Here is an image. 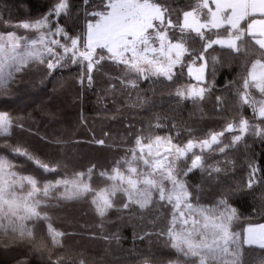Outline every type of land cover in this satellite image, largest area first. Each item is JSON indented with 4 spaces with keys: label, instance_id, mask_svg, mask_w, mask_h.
I'll return each instance as SVG.
<instances>
[{
    "label": "trees",
    "instance_id": "obj_1",
    "mask_svg": "<svg viewBox=\"0 0 264 264\" xmlns=\"http://www.w3.org/2000/svg\"><path fill=\"white\" fill-rule=\"evenodd\" d=\"M58 2L0 0V33L37 39L39 32L19 25L47 16L52 33L63 29L61 34L47 39L70 44L65 33L80 37L79 47L83 50L86 25L94 19L87 13L96 8L99 0H89L88 4L84 0H68L67 12L56 16L53 9ZM157 2L170 11L174 9L171 18L176 20L177 16L181 19L183 11L191 10L196 0ZM215 32L205 34L215 39ZM219 32L223 35L225 31ZM188 35L185 46L189 52L182 57L172 80L160 76L143 80L128 72L123 64L103 59L93 68L89 82L86 61L72 63L66 57L54 69L47 68L48 60L55 63L56 56L64 55L63 48L56 45H52L56 55L46 54L45 63L29 62L14 72V79L6 82L7 91L0 95V113L12 121L9 134L0 136V157L11 163L10 171L32 176L40 187L58 180L71 181L76 174L84 173L82 179L94 191L72 198L61 195L64 186L51 192L37 209L48 220L24 221L33 231L32 239L21 238L10 229L7 233L0 231V264H144L145 260L149 264H190L194 258L185 257L170 246L167 230L172 205L160 201L155 192L152 203L141 208L129 202L124 192L117 191L110 197L112 207L103 216L92 202L95 192L110 189L113 184L101 173L110 175L116 167L127 169L126 161L132 159L131 150L136 148L138 137L144 143L157 136L170 137L173 144L182 147L190 139H205L213 132H221L228 123H238L241 118L247 119L250 126L264 129V121L254 115L252 107L241 105L238 95L251 62L258 57V46L245 36L243 49L247 55L213 45L200 60L197 55L204 41ZM191 64L205 66V82L197 83L205 89L203 98L176 95L177 89L194 84L187 74ZM129 80H134L136 86L132 87ZM250 91L254 93L255 89ZM239 134L225 132L221 145H213L203 153L199 147L194 148L177 162L178 179L184 181L194 205L217 208L219 201L226 200L235 208L230 228L239 234L232 246L233 250L239 247V264H264V249L244 243L247 226L264 224V135L256 134L250 127L232 145V137ZM223 145L231 146L220 152ZM17 146L55 171H44L33 160L13 152ZM193 153L202 155V167L184 175L191 167ZM140 164L137 161L134 165L139 169ZM142 169L146 170L145 166ZM49 224L64 233L59 238L60 245H53Z\"/></svg>",
    "mask_w": 264,
    "mask_h": 264
},
{
    "label": "snow or ice",
    "instance_id": "obj_2",
    "mask_svg": "<svg viewBox=\"0 0 264 264\" xmlns=\"http://www.w3.org/2000/svg\"><path fill=\"white\" fill-rule=\"evenodd\" d=\"M84 3L88 4L89 0H84ZM67 10L68 0H59L53 9L56 16ZM87 14L93 17L95 22L89 21L86 25L83 50L79 47L80 37L73 38L65 33V40L70 41V44L47 39L48 36L63 32L62 28H58L52 33L47 16L19 25L24 29L39 32L37 39L28 40L15 33L0 35V95L7 91L6 82L14 79V72L21 71L29 62L45 63L46 54L56 55L52 45L63 48L64 55L56 56L55 63L48 60L47 68L54 69L66 57L70 58L72 63L86 61L89 82L92 80L93 68L103 59L123 64L128 72H134L145 79L148 75H156L172 80V69L181 62L184 54L189 52L185 46L190 38L189 33H195L196 37L204 41L197 55L200 60H204L205 54L213 45L226 47L236 54L243 52L247 55L243 49L247 36L258 46L259 53L243 78L242 89L238 91V95L240 101L252 107L254 115L264 121V0H196L191 10L183 11L182 21L179 16L173 20L171 17L175 10L170 11L169 7L157 0H99L96 8ZM42 29L49 30L45 32L41 31ZM175 29L179 30V36L176 35ZM220 29H224L226 35H221ZM212 30H216L215 39L205 34L206 31ZM97 49L106 50L107 57L99 55L94 59L97 57ZM5 69L9 70L7 75ZM191 71L190 68L189 72ZM198 71H203V65ZM196 79L201 80L202 76L197 75ZM128 83L132 87L136 86L134 80H129ZM250 89L258 91L262 98L253 97ZM204 91L203 88L191 87L177 89L176 95L182 98H203ZM11 124L9 116L0 113V136L9 134ZM250 127H254L256 134L264 135V129L250 126L247 119L241 118L238 123H228L221 132H213L205 139H190L182 147L173 144L170 137L157 136L154 140L149 139L148 143L138 137L136 148L131 150L132 159L126 161V172L116 167L110 175L101 173L113 181V184L110 189L95 192L92 202L96 205L98 213L103 216L106 210L112 207L110 197L115 196L117 191L124 192L129 202L139 204L141 208L152 203V195L155 192L160 201L172 205V220L167 230L170 246L183 256L194 258L190 264H239V247L232 249L239 234L233 233L230 228L236 216L235 208H231L226 200L219 201L217 208L194 205L184 181L178 179L180 171L177 162L194 148L199 147L203 153L206 149H212L213 145H221L220 138L225 132L240 133L232 137L234 145L243 138ZM229 146L231 145L220 146L219 151L224 152ZM13 152L33 160L44 171H55V168L34 158L19 146L15 147ZM193 157L191 167L183 173L184 175L194 168L202 167V155L193 153ZM137 161L142 163L146 170L134 166ZM12 167L8 160L0 157V231L7 233L10 229L21 238H33V231L26 227L24 221L48 220L47 215H42L37 209L58 187L64 186L65 192L61 195L65 198L78 197L94 191L82 179L84 173L76 174L71 181L58 180L55 184L48 182L40 187L32 176H19L10 171ZM88 176L91 178V169ZM117 181L119 183H116ZM251 184L250 180L248 186L251 187ZM124 207L127 208L128 204H124ZM220 207L223 208L222 211ZM5 220L7 225L4 224ZM48 235L53 245H60L59 238L64 233L49 224ZM245 243L264 249V224L250 225L246 229ZM54 264H59V261ZM80 264L84 262L81 261ZM144 264H149V261L145 260Z\"/></svg>",
    "mask_w": 264,
    "mask_h": 264
},
{
    "label": "rangeland",
    "instance_id": "obj_3",
    "mask_svg": "<svg viewBox=\"0 0 264 264\" xmlns=\"http://www.w3.org/2000/svg\"><path fill=\"white\" fill-rule=\"evenodd\" d=\"M206 11V10H205ZM182 19H183V16L181 17V21H182ZM92 22H95V20L93 19L92 20ZM175 32H176V35L177 36H179L180 35V33H179V30L178 29H175L174 30ZM8 33H13V32H4V33H0V35H4V36H6ZM171 34V33H170ZM189 34H191L192 36H196L195 35V33H189ZM223 35H226V33L224 32V34ZM17 36H20V37H23L22 35H17ZM23 38H26V37H23ZM28 39V38H27ZM29 40V39H28ZM173 42H175V40L173 41ZM24 43V41L22 40V44ZM218 46H220V45H218ZM220 47H222V46H220ZM226 48V47H225ZM105 52H106V50H104ZM96 52H97V57H94V59L95 58H98V56L99 55H108L107 54V52L106 53H103V52H100L98 49L96 50ZM186 54V53H185ZM184 54V55H185ZM182 59V58H181ZM111 61H113V60H111ZM114 62V61H113ZM180 63H178V64H176L175 66H174V68L172 69V72H173V76H174V74H175V69L178 67V65H179ZM124 66V65H123ZM191 68V73L189 72V69ZM201 67H197L195 64H191L190 66H189V68H188V71H187V74L190 76V78H192L193 80H194V84H192V85H190V86H185V87H183V88H181V89H187V88H191V87H195V88H199V86L200 85H198V84H203L204 82H205V66H203V71L202 72H200V71H198L199 69H200ZM8 69H5V72L7 71ZM134 75H136L137 77H140L141 79H145L143 76H138L136 73H134V72H132ZM197 75H200V76H202V79L201 80H197L196 79V76ZM156 75H148V78H151V77H155ZM160 77H163V78H165L166 80H168L166 77H164V76H160ZM198 83V84H197ZM253 90V89H252ZM252 93V92H251ZM252 95H253V97H255L256 99H261L262 97H261V95H260V93L258 92V91H256L255 90V92L254 93H252ZM239 103H241V105L243 104L241 101H240V98H239ZM161 151H163V149L161 148ZM135 166V165H134ZM143 168V166L140 164L139 165V169H142ZM123 171H125L126 172V169L125 170H123ZM85 182H87L88 183V181H85ZM167 183V182H166ZM89 184V183H88ZM168 186H170L171 187V185H168ZM250 226V225H249ZM249 226H247L246 228H245V231H244V243H245V237H246V229L249 227ZM252 226H255V225H252ZM245 245H247V246H253V247H259L258 245H248L247 243H245Z\"/></svg>",
    "mask_w": 264,
    "mask_h": 264
},
{
    "label": "crops",
    "instance_id": "obj_4",
    "mask_svg": "<svg viewBox=\"0 0 264 264\" xmlns=\"http://www.w3.org/2000/svg\"><path fill=\"white\" fill-rule=\"evenodd\" d=\"M214 7V6H213ZM245 24H246V22H244ZM258 248H260V247H258Z\"/></svg>",
    "mask_w": 264,
    "mask_h": 264
}]
</instances>
